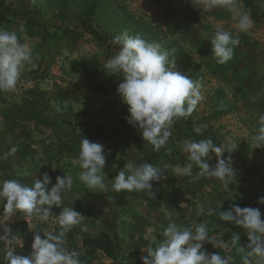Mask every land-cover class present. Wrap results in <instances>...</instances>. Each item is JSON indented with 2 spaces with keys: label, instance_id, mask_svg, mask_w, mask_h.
<instances>
[{
  "label": "rangeland",
  "instance_id": "374dc122",
  "mask_svg": "<svg viewBox=\"0 0 264 264\" xmlns=\"http://www.w3.org/2000/svg\"><path fill=\"white\" fill-rule=\"evenodd\" d=\"M61 2L0 0V27L16 32L21 42H28L39 56L34 67L26 66L29 72H22L18 84L23 85L15 99L14 93H0V156L12 146L18 149L15 155L0 159V180L17 179L31 186L44 173L52 178V184L57 176H72L71 190L62 194V207L73 206L84 215L82 225L90 226L93 231L116 220L128 264H142L141 256H146L147 249L162 239V231L169 223L188 226L202 222L209 227L218 225L209 234L226 245L215 248L204 242V249L230 257L232 264H242V254L232 246L231 237L233 233L239 234L240 246L246 247L249 243L246 230L219 220L217 213L229 210L233 204L264 209V204L258 203V198L264 196V149L256 146L257 125L250 124L242 111L247 106L233 100L237 96L233 87L236 82L243 86L245 95L263 96L264 21L252 20L251 29L238 31L232 12L223 7L206 8L203 0H71L66 6H61ZM259 2L264 7V0ZM238 4L244 10L242 2ZM82 21L93 24L106 36L107 42L99 44L86 34L73 45L62 37L64 30L81 28ZM31 25L40 30L39 35L30 36ZM218 27L230 31L239 41L233 58L223 64L217 62L211 45ZM125 30L130 35L140 34L149 42L160 43L169 51V59H174V70L198 80L201 85L203 99L190 116L173 125L172 137L159 151L142 138L138 128L127 122L128 106L117 92L122 74L105 72V63L120 48L114 43V37ZM44 35L45 43L42 42ZM93 55L99 59L98 66L87 74L72 73L71 60H84ZM50 56L56 62L46 70ZM26 79L34 81L33 87L32 82L25 84ZM14 104L20 106L21 112L14 110ZM8 109L11 116L4 115ZM28 111L39 116L37 125L24 120ZM187 121L190 129L183 125ZM10 124L16 128L11 130ZM180 124L183 126L178 127ZM194 125L207 127L197 136ZM83 137L104 145L103 171L108 192L113 191L115 175L129 162L161 167L163 178L152 182L154 198L143 192L114 191L121 194L123 201L120 202V196L113 200L108 193L89 189L79 179L82 169L78 157ZM205 137H210L217 146L226 147L221 158H231L235 178L227 188L215 178L193 181L175 171L188 162L184 140ZM70 144L77 157L65 151ZM209 155L212 157L209 163L214 165L216 154ZM198 171L194 165L193 175ZM60 210L52 208L53 213L46 222L48 229L52 230L57 223ZM200 210L201 214L197 215ZM2 211L3 204H0ZM22 220L31 225L39 221L18 212L4 222L0 214V224L10 226ZM3 231L0 227V235ZM9 248L12 245L0 242V256Z\"/></svg>",
  "mask_w": 264,
  "mask_h": 264
},
{
  "label": "clouds",
  "instance_id": "9594fccd",
  "mask_svg": "<svg viewBox=\"0 0 264 264\" xmlns=\"http://www.w3.org/2000/svg\"><path fill=\"white\" fill-rule=\"evenodd\" d=\"M203 4L206 8L223 7L232 12L238 31L247 32L253 26L250 11L242 10L238 0H203ZM114 43L120 48L105 63V72L122 74L117 92L121 101L128 106L130 115L126 117L127 122L138 128L142 138L159 151L172 137L173 125L190 116L203 99L200 82L175 71L174 59H169V51L158 42H149L142 35H130L125 30L114 37ZM238 43L230 31L218 27L211 38L212 52L217 62L223 64L231 60ZM38 59L28 42L22 43L16 32L0 27V93H15L26 66L34 67ZM60 110L58 107L57 111ZM258 124L254 139L259 147L264 145V115L259 117ZM206 127L194 125L193 132L199 136ZM183 148L189 154L188 162L175 170L178 174L191 177L193 181L202 177L215 178L225 188L235 178L231 158H221L226 147L217 146L210 137L186 139ZM17 150L16 146H12L0 159L15 155ZM210 152L216 154L214 165L209 163L212 159ZM78 160L82 169L79 179L89 189L108 193L103 171L106 164L104 145L83 137ZM194 165L199 169L195 175ZM163 171L151 163L137 166L129 162L115 175L112 190L143 192L154 198L152 182L160 181ZM50 184L52 186L49 188ZM72 185L70 175L57 176L55 184H52V178L47 173L42 178H36L31 186L17 179L0 180V204H3L0 214L4 222L11 220L18 212L47 222L54 206L61 209L56 221L58 232L43 231L44 238H41L40 231H37L29 255L17 254L9 248L0 256V264H81L79 253L69 251L64 246L67 233L74 227L80 226L81 231L86 230L82 226L83 214L73 206L62 207V194L70 191ZM108 198L112 199L110 196ZM258 203L264 204V196L258 198ZM201 212L198 211L197 215ZM217 215L219 220L232 222L246 230L249 239L246 247L240 246L239 234L233 233L231 237L232 246L242 254V264H264V219L260 209L233 204L229 210H219ZM0 227L4 230L0 242L5 246L18 242L10 226L3 223ZM216 227L218 225L215 224L209 227L206 222L188 226L169 223L162 231V239L147 249L146 256H141L142 264H232L230 257L222 256L219 252L208 253L204 249V242L211 243L215 248L226 246L224 241L209 235ZM19 246L23 247V243L20 242Z\"/></svg>",
  "mask_w": 264,
  "mask_h": 264
},
{
  "label": "trees",
  "instance_id": "16d2710c",
  "mask_svg": "<svg viewBox=\"0 0 264 264\" xmlns=\"http://www.w3.org/2000/svg\"><path fill=\"white\" fill-rule=\"evenodd\" d=\"M61 6L68 5L71 0H61ZM243 4L245 11H250L251 18L255 22L264 21V7L261 5L259 0H238ZM81 28L68 29L64 30L62 37L68 38L69 41L76 45L77 42L84 38L86 34H89L94 41L99 44H105L107 42L106 36H104L93 24L81 22ZM28 30L31 37L37 36L40 34V30L35 29L34 26H30ZM46 36H42V42H46ZM56 62L53 56L48 58L46 63V70L49 69L51 64ZM99 59L96 55L84 60L73 59L70 61L72 73L75 74H87L91 68H94L99 65ZM25 98L23 99V101ZM14 110L21 112L20 106L14 104L12 106ZM11 110L8 109L4 112V115L11 116ZM33 111L26 112L24 120L34 121L35 124H38L39 116L36 117V114ZM183 124V123H182ZM182 124L178 125L180 127ZM186 127L190 129L189 121L184 123ZM182 125V126H183ZM11 130H14L16 127L13 124L9 125ZM65 151L68 152L72 157H77L78 153L73 152V144L67 145ZM73 152V153H72ZM72 153V154H71ZM113 200L119 199L120 202L123 201L121 194H117L114 191L108 192ZM86 230L81 231L80 226L74 227L73 230L67 233L65 237V247L71 251L75 250L79 253V259L81 264H128L126 260V255L123 251V245L120 240V232L118 231L117 221L114 220L112 224L105 223L103 229L98 231H93L90 226L82 225ZM13 235L23 243V247H20V243H13L12 250L17 254L29 255L32 251L31 245L33 242L34 235L37 231H40L41 238H44L43 231H50L56 233L59 231V225L56 223L52 230L48 229L46 222L37 221L35 224L31 225L27 220H22L15 222L10 225ZM215 233V232H214ZM211 234V233H210ZM209 234V235H210Z\"/></svg>",
  "mask_w": 264,
  "mask_h": 264
},
{
  "label": "crops",
  "instance_id": "0c3cea01",
  "mask_svg": "<svg viewBox=\"0 0 264 264\" xmlns=\"http://www.w3.org/2000/svg\"><path fill=\"white\" fill-rule=\"evenodd\" d=\"M23 72L27 73L29 71L26 69ZM25 81H26L25 84L32 82L31 87H33L32 86L34 84L33 80L26 79ZM18 85H20V86H18ZM18 85H17V92H15L14 93L15 95L12 97L14 99L18 93L19 87H22L21 85H23V84H18ZM234 85L235 86H233V87H235V89H236L237 96L235 98H233V100L236 103L245 104L247 106L245 109H242V111L247 115L248 122H250V124L257 125L256 128H258L259 127V124H258L259 117L261 115H264V89H263V96L262 97H259V96L256 97L254 95H252V96L248 95L247 96L243 93V86L241 84H237V82H236V84H234ZM25 88H28V86H25ZM249 88H251V87L249 86ZM28 122H30V121H28ZM135 147H137V146H135ZM261 147H262V149H264V145H261ZM254 194L255 193H253L250 197L253 198ZM253 201H255V200H253ZM260 209H262V208H260ZM263 210L264 209H262V211Z\"/></svg>",
  "mask_w": 264,
  "mask_h": 264
}]
</instances>
